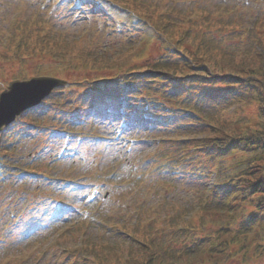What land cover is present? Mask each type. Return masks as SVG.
<instances>
[{"label": "trees", "instance_id": "trees-1", "mask_svg": "<svg viewBox=\"0 0 264 264\" xmlns=\"http://www.w3.org/2000/svg\"><path fill=\"white\" fill-rule=\"evenodd\" d=\"M240 4L41 0L6 17L0 91L33 76L68 83L0 132L5 257L44 244L56 255L36 264H264V2L248 26ZM117 133L130 154L155 137L160 148L145 161L101 154ZM154 172L158 193L144 189ZM124 180L156 209L138 212L134 195L127 218L104 219L103 186Z\"/></svg>", "mask_w": 264, "mask_h": 264}, {"label": "rangeland", "instance_id": "rangeland-1", "mask_svg": "<svg viewBox=\"0 0 264 264\" xmlns=\"http://www.w3.org/2000/svg\"><path fill=\"white\" fill-rule=\"evenodd\" d=\"M236 1H239V0H236ZM244 1H245L246 5L240 4L238 6V10L243 14V16H245V18H244L245 24H248V23H250L249 15L250 16L254 15L255 10H258V7L260 6L261 2H264V0H244ZM24 2L28 6L27 11L30 14L33 10L35 11L37 9V7L40 6L39 4H40L41 0H0V21L2 22L0 26L4 25L6 23L5 19H6V17L10 16L11 13L19 11L22 8V6L24 5ZM246 14H249V15L246 16ZM63 22L64 23L70 22L69 17H65ZM56 23L59 24L60 19L56 20ZM1 44H2V41H0V46H1ZM5 50H6V48L0 47V53L5 51ZM0 66H2V67L4 66V68H6V65H4V63H0ZM7 68L10 69L11 64H8ZM16 68H17V66H16ZM16 68H15V70H16ZM110 129H112V128H107L105 131H108ZM142 136H147V133L143 132L141 134V137ZM108 141H110V140H108ZM102 150L103 151L106 150L107 153H111L110 145H108V144L104 145ZM139 152H140L139 147L135 146V151L132 154H126L125 153V155L123 156L124 159L121 161H125L127 159L133 160V158H135L134 156L136 154H138ZM144 154H147V150L144 152ZM101 164H102L101 167H97V166L92 167V168L86 167L87 169H90L93 173V176H94L93 183H99L98 177L101 176L102 172H105L103 170V167L107 165V160L103 159ZM80 166L81 165L78 164L75 168H68V171L73 170V169L78 171V170H80ZM157 174H158V172H154L151 174L147 185L144 187L145 190H146V187H149V189L153 188L158 193V191H159L158 188H160L159 184H160V182L163 181V179L157 180L155 183L150 182L151 178H153ZM6 188H7V185H5L3 181H0V195L3 196L5 194ZM134 188H135L134 183H132L131 181H127V180L121 181L120 186H119V184L115 187L114 186L113 187L103 186L101 199L99 200L102 204L100 216L103 217L104 219L106 216H110V217L118 216L119 220L122 219L123 217L127 218L131 214V211L125 212L123 210V204L126 203L127 201L131 200V198H130L131 195L136 196V200H135L134 205L136 207H138V210H137L138 212L141 213V211L143 210L144 207L148 210L147 211L148 213L153 212L156 209V207L154 206L153 203H151L152 198L148 199V197H149L148 191L146 192V191H144V189L142 191V189H140L139 187H137L136 189H134ZM139 190H141V191H139ZM87 215H88V212L84 213V215L81 217V219L86 220L88 217ZM1 236H2V233L0 231V264H34V261L36 260L37 257L47 255L45 253L47 250L43 249L44 244H42L37 249L27 250L26 251V252H28V253H26L27 255H25L23 257H22L23 253L20 254L21 250H16L14 253H11V254H14V256H12L11 259H10V257H5V256H7V253L9 251V250H6V246H8V244H10L11 241H15V239L11 238V237L5 239V238H2ZM50 248H52V247H50ZM47 252H48V257H51V254L56 255L57 251H55V252L47 251ZM17 257H19V258H17ZM48 257H47V261H49ZM47 261L44 259L43 261H40L39 264H51V263H48ZM233 264H238V263L234 262Z\"/></svg>", "mask_w": 264, "mask_h": 264}, {"label": "water", "instance_id": "water-1", "mask_svg": "<svg viewBox=\"0 0 264 264\" xmlns=\"http://www.w3.org/2000/svg\"><path fill=\"white\" fill-rule=\"evenodd\" d=\"M65 83L49 76L12 81L0 94V131L14 122L23 111L38 105L55 88Z\"/></svg>", "mask_w": 264, "mask_h": 264}]
</instances>
